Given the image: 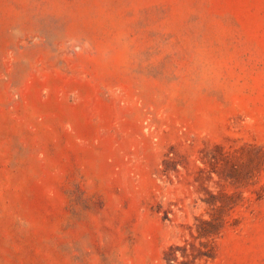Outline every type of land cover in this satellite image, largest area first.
I'll use <instances>...</instances> for the list:
<instances>
[{
    "label": "rangeland",
    "instance_id": "obj_1",
    "mask_svg": "<svg viewBox=\"0 0 264 264\" xmlns=\"http://www.w3.org/2000/svg\"><path fill=\"white\" fill-rule=\"evenodd\" d=\"M0 264H264V0H0Z\"/></svg>",
    "mask_w": 264,
    "mask_h": 264
}]
</instances>
